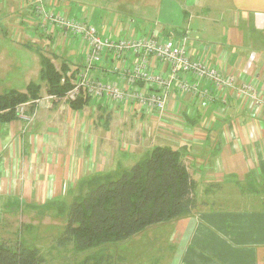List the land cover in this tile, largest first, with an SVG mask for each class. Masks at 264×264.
<instances>
[{
    "label": "crops",
    "instance_id": "1",
    "mask_svg": "<svg viewBox=\"0 0 264 264\" xmlns=\"http://www.w3.org/2000/svg\"><path fill=\"white\" fill-rule=\"evenodd\" d=\"M60 1L66 6L76 3L78 12L93 23V15L78 0H48L52 5ZM228 2L230 8L218 3L221 15L212 20V28L204 26L206 36L197 30L195 41L189 45L186 40V45L193 58L215 65L222 74L234 75L237 82H251L264 99V0ZM162 6L167 12L179 10L188 15V23L193 18L188 11L204 20L202 15L207 9L204 0H160ZM67 10L72 14L69 6ZM37 26L42 29L38 23ZM109 28L112 36L120 37V28ZM42 31V40L59 39L60 56L72 64L80 62L77 73L84 60L83 43L64 38L58 28ZM160 34L161 31L157 36H163ZM177 34L186 37V29H174L168 36ZM26 35L36 37L33 32ZM117 63L121 65V61L107 58L96 64L91 74L125 84L120 73L111 71ZM55 66L59 67L56 63ZM149 68L165 74L168 71L154 57ZM175 87L165 112L177 117L174 130L185 135L170 146L181 150L194 180L196 202L189 212L167 222L170 251L166 253V247L160 249L166 255L165 264H264V106L258 118L253 119L233 92H226L223 104L218 100L217 89L207 83L204 88L209 89L211 100L201 106V100L189 94L179 100L180 92ZM44 104L26 111L33 118L30 122L19 117L0 120V240L9 243L7 235L16 237L25 228L57 223L62 218L46 211L60 210L62 200L69 206L90 184L119 175L143 160L153 147L165 144L156 143V138H161L155 121L151 128L145 125L144 131L141 125L135 130L127 128L129 117L122 115L121 122H116L111 116V110L120 113L121 107L108 108L101 99H91L77 110L64 100ZM92 105L96 110L89 112ZM178 105L185 114L176 113ZM190 110L194 114H189ZM130 113L136 117L144 115L136 110ZM142 135L146 137L143 139ZM129 141L141 153L123 162L131 148ZM121 147L128 152H122ZM198 187L202 188L201 196L197 194ZM62 220L66 223V215ZM148 235L153 232L148 231L143 237ZM158 238L162 242L161 234Z\"/></svg>",
    "mask_w": 264,
    "mask_h": 264
},
{
    "label": "rangeland",
    "instance_id": "2",
    "mask_svg": "<svg viewBox=\"0 0 264 264\" xmlns=\"http://www.w3.org/2000/svg\"><path fill=\"white\" fill-rule=\"evenodd\" d=\"M85 11L93 15V23L99 27H111L113 31L120 28V37H127L130 35L142 36L152 34L156 37L161 31L160 35L167 37L173 30L180 31L182 28L186 29L187 44L191 45L195 41L197 30H201L203 37L206 36L204 26L212 28V20L219 18L221 11L218 3L224 7L230 8L229 0H204L207 9L203 12L204 20H199L193 11H188L193 17L192 21L188 23V15L184 16L179 10L167 12L164 7H160V0H78ZM34 0H0V93H4L9 89H16L24 91L29 82L40 85V91L45 92V80L40 75L41 57H49L57 65H60L58 55L62 54L61 44L59 39L42 40V29L37 26V21L34 19L33 9ZM181 6V5H180ZM51 9L53 5H50ZM60 7V4H57ZM223 8V7H222ZM194 9L199 10L200 7ZM76 6H73L72 14L75 13ZM207 11V12H206ZM81 12L78 13V15ZM106 17L107 21H104ZM100 19L99 22H97ZM105 22V23H104ZM104 23V25H102ZM181 27V29H180ZM30 32L36 36L30 38L26 35ZM109 33V32H108ZM113 35L110 33L109 35ZM109 36L113 38L115 36ZM180 34H177V36ZM194 36V37H193ZM117 37V36H116ZM195 43V42H194ZM76 62L75 64H79ZM74 66V65H73ZM71 67V66H70ZM76 67V66H74ZM71 67V68H74ZM45 96V93L43 94ZM41 98V97H40ZM63 98V97H62ZM63 100V99H58ZM53 101V100H52ZM49 106L50 101L44 102ZM88 105V104H86ZM264 102H262V107ZM90 107V105L88 106ZM95 106L88 108L92 112ZM92 109V110H91ZM261 109V108H260ZM111 116L116 122H121V117L127 116V128L135 130L137 127L143 130L147 125L151 128V122L155 121L160 127L157 130L160 135L156 138V143L161 144L165 141L170 142L171 146L177 143L175 140L183 137L184 133H179V130H174V120L177 117L165 114V122L158 118L152 117L148 114L143 116H131L129 111H124L122 114L111 110ZM259 111V110H258ZM219 114V113H218ZM260 115V111H259ZM169 116V117H168ZM17 117H19L17 115ZM174 117V119H173ZM176 118V119H175ZM179 119V118H178ZM185 132V131H184ZM145 134V133H143ZM148 136V135H147ZM146 136L142 135L144 139ZM163 139V140H162ZM130 142V141H129ZM129 150L127 158L123 162L139 155L141 151L132 145ZM122 148V147H121ZM122 152L128 150L121 149ZM120 170H118L117 173ZM115 177H117L115 175ZM197 194L201 196L202 188H197ZM60 210L46 211L51 214H58L60 218L64 219L66 215L68 202L62 200ZM47 208V207H46ZM58 220L50 224H42L38 227L30 229L25 228L23 234L17 233L14 235H7L12 245L16 241L21 242L24 246L37 248L43 258V264H165L166 255L161 253V247H166V253L170 250L167 246L169 234V225L167 222L154 224L136 233V235L121 240L115 243H107L103 246L91 248L85 251H76L71 243L63 246L58 245V238L63 232L65 220ZM173 220V219H172ZM171 221V220H170ZM159 226V227H158ZM153 232V235H147L146 231ZM158 234L162 235L161 239Z\"/></svg>",
    "mask_w": 264,
    "mask_h": 264
},
{
    "label": "trees",
    "instance_id": "3",
    "mask_svg": "<svg viewBox=\"0 0 264 264\" xmlns=\"http://www.w3.org/2000/svg\"><path fill=\"white\" fill-rule=\"evenodd\" d=\"M42 3L52 11L63 9L60 3V7L53 4L52 9L48 0ZM67 6L71 11L76 6L79 11L76 4L68 3ZM29 7L33 9V6ZM58 57L59 67L49 57L42 56L40 75L45 80L46 93L63 97L72 86L77 64ZM83 93L65 101L71 108L80 109L91 99ZM40 97V85L33 82H29L24 91L12 88L0 93V120L17 117L15 108L21 103L29 102L26 111L34 108ZM195 202L194 180L182 159L181 150L166 144L157 145L128 170L117 177H106L90 184L84 194L70 202L58 245L71 243L76 251H85L125 240L150 225L189 212ZM44 261L37 248L24 246L19 241L12 245L0 240V264H43Z\"/></svg>",
    "mask_w": 264,
    "mask_h": 264
},
{
    "label": "built area",
    "instance_id": "4",
    "mask_svg": "<svg viewBox=\"0 0 264 264\" xmlns=\"http://www.w3.org/2000/svg\"><path fill=\"white\" fill-rule=\"evenodd\" d=\"M42 2L43 0H35L33 3L37 23L45 31L58 28L64 38L77 39L84 46L82 66L75 74L71 88L63 96L64 100H73L84 92L83 94L89 95L91 99L107 102L108 108L120 106L121 114L138 109L142 114L146 113L165 122L166 102L172 87L178 88L179 100L189 94L200 99L201 106H206L211 100L204 88L208 82L217 89L221 103H225L226 92H233L240 99V106L246 108L253 119L258 118L262 101L258 98L253 84L248 81L237 82L234 75L222 74L215 65L212 66L203 59L193 58L186 45V37H156L148 34L110 38L108 26L98 29L81 13L78 15V11L73 15L69 10L66 11L65 4H61L63 10L52 11ZM153 57L168 67L166 74L154 72L149 68ZM107 58L121 61V65L114 64L111 71L120 73L125 84L117 80H103L91 74L92 68ZM127 61L132 63L126 64ZM54 98V95L46 93L37 102ZM28 104L29 102L21 103L15 108L19 118L26 122L33 119L26 112ZM181 109L182 106L178 105L176 113L185 114ZM191 113L190 110L189 114Z\"/></svg>",
    "mask_w": 264,
    "mask_h": 264
},
{
    "label": "bare ground",
    "instance_id": "5",
    "mask_svg": "<svg viewBox=\"0 0 264 264\" xmlns=\"http://www.w3.org/2000/svg\"><path fill=\"white\" fill-rule=\"evenodd\" d=\"M207 83H208V82H207ZM209 84H210V83H209ZM210 86H213V85L210 84ZM213 87H214V86H213ZM173 89H174V87H172V89H171V93H172ZM254 89H255V87H254ZM206 91H207L208 95L210 96V94H209V89H206ZM255 92H256L258 98L261 99L262 102H264L263 97H262V96L256 91V89H255ZM170 95H171V94H170ZM54 96H55V95H54ZM169 97H170V96H169ZM169 97H168V98H169ZM58 99H63V98H62V97H57V96H55L54 99H44V100H42V101H39L38 103H44V102H48V101H52V100H58ZM63 100H64V99H63ZM167 100H168V99H167ZM64 101H65V100H64ZM166 105H167V102H166ZM136 111L139 112L138 109H136Z\"/></svg>",
    "mask_w": 264,
    "mask_h": 264
}]
</instances>
